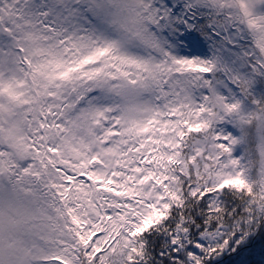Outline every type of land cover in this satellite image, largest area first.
I'll return each instance as SVG.
<instances>
[{
	"label": "snow or ice",
	"instance_id": "6c2138e0",
	"mask_svg": "<svg viewBox=\"0 0 264 264\" xmlns=\"http://www.w3.org/2000/svg\"><path fill=\"white\" fill-rule=\"evenodd\" d=\"M0 264H264V0H0Z\"/></svg>",
	"mask_w": 264,
	"mask_h": 264
}]
</instances>
